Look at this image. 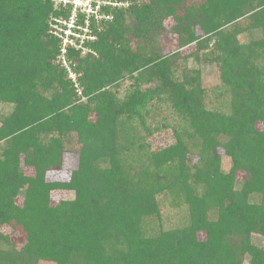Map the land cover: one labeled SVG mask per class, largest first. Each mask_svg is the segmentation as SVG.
Returning a JSON list of instances; mask_svg holds the SVG:
<instances>
[{"label":"trees","instance_id":"1","mask_svg":"<svg viewBox=\"0 0 264 264\" xmlns=\"http://www.w3.org/2000/svg\"><path fill=\"white\" fill-rule=\"evenodd\" d=\"M113 1L68 51L77 89L51 33L70 8L0 0V264H264V0ZM163 202L185 221L150 231Z\"/></svg>","mask_w":264,"mask_h":264},{"label":"built area","instance_id":"2","mask_svg":"<svg viewBox=\"0 0 264 264\" xmlns=\"http://www.w3.org/2000/svg\"><path fill=\"white\" fill-rule=\"evenodd\" d=\"M56 6L70 8L68 19L63 17L55 19L51 25V33L62 41L61 53L57 62L68 70L69 77L75 82L77 89V75L69 67L68 51L73 48L86 55L89 50L85 47L87 41H94L96 36L92 27L100 30L103 21L112 19V16L103 12L104 8H127L129 4L113 0H52Z\"/></svg>","mask_w":264,"mask_h":264},{"label":"rangeland","instance_id":"3","mask_svg":"<svg viewBox=\"0 0 264 264\" xmlns=\"http://www.w3.org/2000/svg\"><path fill=\"white\" fill-rule=\"evenodd\" d=\"M247 36H244L242 40H247ZM162 47H163V52L164 53H171L176 48L178 47V44L176 41L172 39V37H164L162 39ZM58 63V62H57ZM70 67V65H69ZM72 69V68H71ZM217 74L218 72L214 67H209L207 70H205L204 75H203V82L206 84L207 87L212 86L215 84L217 81ZM128 83H125L121 88L120 92L121 94L123 93L124 89L126 88L125 86ZM11 110L10 106L5 105V104H0V114H7ZM150 142L152 145V148L154 150H159L164 147H167L175 142V137L173 135L172 130H166L162 131L160 133H157L153 137L150 138ZM229 163V160L227 161ZM72 171V165L69 161L65 163L64 169L63 170H57V171H52L47 174V179L48 181H67L71 175ZM27 173L30 174L32 173L31 170H27ZM73 195L71 193H68L66 191H54L52 193V203L53 205L59 204L63 200H67L72 198ZM185 216H186V211L185 208H174L169 205L167 202L162 203V219L161 221H154L151 223L149 230L151 231L152 229H157L159 230L160 228L162 229H170L177 227L185 221ZM261 239L258 236H254V241L256 244L260 245L261 244ZM14 243L20 247L23 245V240L20 236H15L13 239Z\"/></svg>","mask_w":264,"mask_h":264}]
</instances>
